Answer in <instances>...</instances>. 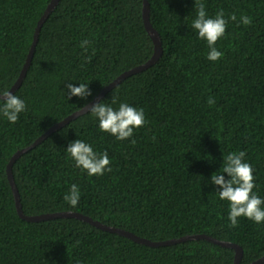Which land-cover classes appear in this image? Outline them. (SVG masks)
<instances>
[{"label": "trees", "instance_id": "16d2710c", "mask_svg": "<svg viewBox=\"0 0 264 264\" xmlns=\"http://www.w3.org/2000/svg\"><path fill=\"white\" fill-rule=\"evenodd\" d=\"M50 1L0 0V90L19 77ZM149 1L163 55L100 101L111 104L116 96L114 109L119 103L143 108L146 123L121 141L102 132L89 110L55 131L13 165L23 210L78 211L152 240L204 233L240 244L241 264H250L264 255V222L242 216L232 227L230 202L219 199L211 177L224 156L244 151L253 192L264 200V0H199L208 16L223 10L228 19L215 45L224 54L218 61L207 59L206 40L191 28L196 0ZM243 15L250 25L240 22ZM84 40L90 41L87 52L80 47ZM153 53L143 0H60L14 93L25 111L15 124L0 113V264L234 263L233 248L206 239L149 246L75 217L32 222L18 213L7 173L14 153ZM69 83L87 84L91 95L69 99ZM77 139L97 153L107 151L112 171L89 176L76 167L66 149ZM72 184L81 193L76 207L64 199Z\"/></svg>", "mask_w": 264, "mask_h": 264}, {"label": "clouds", "instance_id": "9594fccd", "mask_svg": "<svg viewBox=\"0 0 264 264\" xmlns=\"http://www.w3.org/2000/svg\"><path fill=\"white\" fill-rule=\"evenodd\" d=\"M196 18L192 21L191 28L198 32L199 38L206 40L209 47L207 59L210 61H218L223 57V53L219 51L215 45L217 41L225 35L228 19H225L223 10L216 13L215 17L208 16L205 5L199 0L195 2ZM231 20L237 19L233 13ZM240 22L244 25H250L252 19L243 15ZM90 41L84 40L80 47L87 52ZM86 62L90 61V57H85ZM68 98L79 96L86 98L91 95V91L87 84L79 83V86L69 83L67 85ZM117 97L112 96L111 104L104 102L95 103L90 107L91 115L98 119L99 128L102 132L110 133L118 140H126L133 136L134 128L143 127L146 123L144 109H137L128 103H119L118 109H114L112 105L117 103ZM209 106L215 104L213 97L208 98ZM26 109L25 101L16 94L8 90H0V113L7 118L8 121L15 124L19 119V114ZM89 109L85 105L81 110ZM155 139V137H153ZM135 144V140L131 141ZM67 153L75 161L78 168H82L89 176L103 175L105 171L111 172L109 167L111 161L107 151L97 153L93 147L81 139L71 142L67 149ZM246 153L244 151L231 152L223 157L224 163L220 172L214 173L211 182L218 185L221 190L217 191L220 200L230 202V212L228 219L232 227L238 226V218L246 217L255 223L264 222V200L253 192L256 187L254 183L253 168L250 163L245 162ZM222 173H227L230 179H225ZM80 190L76 184L71 185V189L64 199L72 207H76L80 200Z\"/></svg>", "mask_w": 264, "mask_h": 264}, {"label": "water", "instance_id": "95a60500", "mask_svg": "<svg viewBox=\"0 0 264 264\" xmlns=\"http://www.w3.org/2000/svg\"><path fill=\"white\" fill-rule=\"evenodd\" d=\"M60 0H51L48 4L46 10L44 11L43 15L38 21L37 27L35 29L34 33V39L33 43L30 47L29 53L27 55L26 61L23 65V68L20 72L19 77L15 81V83L11 86V88L8 91H11L13 94L17 91V89L22 85L24 78L27 75L28 69L31 65L37 43L39 41V36L41 29L46 22V20L49 18L50 14L55 10ZM150 12H151V3L149 0H143V20L146 26V29L148 30L149 34L151 35L153 42H154V53L153 55L144 63H141L139 65H136L123 73H121L118 77H116L113 81H111L109 84H107L100 92L97 94L89 103L86 105L89 106V109L81 110L78 109L74 111L73 113L66 116L64 119L54 123L51 125L44 133H42L33 143L30 145L23 147L19 149L17 152L14 153V155L11 157L8 166H7V173L9 177V181L11 183V187L13 189L15 199H16V207L18 210L19 215L28 221L37 222V221H43V220H49L54 218H63V217H75L78 219H81L83 221H86L92 225H94L97 228H100L105 231L117 233L126 237H129L133 239L136 242L149 245V246H163V245H172L179 242H184L187 240H195V239H206L209 241H212L214 243L220 244L224 247L233 248L235 250V257H234V263L233 264H241L243 255H244V249L243 247L238 244L227 240H221L216 237H213L208 234L204 233H194V234H186L180 237L176 238H170L165 240H152L146 237L139 236L135 234L132 231H129L127 229L109 225L107 223H104L100 220L94 219L92 216L78 212V211H71V210H65V211H56V212H48V213H41L36 215H28L23 210V205L21 202V195L19 192V189L17 187V184L15 182V177L13 174V165L14 163L26 152L30 151L34 147H36L38 144L43 142L47 137H49L51 134H53L55 131L61 129L65 125H67L72 120L76 119L77 117L87 113L90 110V107L94 105L95 103H98L101 101L105 95L112 90L114 87H116L118 84H120L124 79L127 77L142 72L149 67L153 66L159 60L161 59L164 49L162 45V39L160 32L153 26L151 19H150ZM85 106V105H84ZM250 264H264V255L253 260Z\"/></svg>", "mask_w": 264, "mask_h": 264}]
</instances>
